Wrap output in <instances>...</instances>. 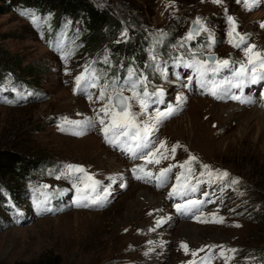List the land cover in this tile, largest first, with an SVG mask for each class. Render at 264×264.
Returning <instances> with one entry per match:
<instances>
[{"label":"rangeland","instance_id":"374dc122","mask_svg":"<svg viewBox=\"0 0 264 264\" xmlns=\"http://www.w3.org/2000/svg\"><path fill=\"white\" fill-rule=\"evenodd\" d=\"M135 1L147 9L144 0ZM149 1L155 11L154 15H145L149 32L162 37L175 34L179 44L172 46V51L183 53L181 43L199 17L209 31L200 32L192 43L208 37V45L211 34L215 43L202 48V52L221 60H244V53L229 43L231 16L237 32L264 53V0H257L251 10L237 0H222L220 4L212 0H181L185 6L175 0ZM42 30V26L36 28L34 22L15 13L0 15V66L6 69H1L0 78L17 88L0 89V150L31 158L33 170L46 167L38 178L24 173L19 181H10L5 187L4 207L7 200L13 199L21 211L10 213L4 209L0 213V264H32L48 256L57 257L61 264H188L209 251L215 258L211 261L205 256V262L224 264L216 255L219 248L210 249L209 245L236 249V253H227L234 257L228 264H264V132L259 133L264 121L248 115L255 108L264 113V82L245 86L243 95L252 97L253 102L242 104L201 94L195 85L194 90L184 87L192 71L181 66L175 74L167 72L166 78L156 71L151 74L154 82L149 83L150 90L162 89L165 104H174L177 95L185 96L186 101L156 134L168 147L181 145L175 159L147 168L155 173L193 155L198 158L194 167L199 173L201 164L229 173L227 180L208 185L211 193L207 200L214 202L205 203L196 219L177 212L174 205L182 202L179 198L169 199L174 176L162 188L154 182L137 180L132 169L144 161H133L111 150L98 128L79 136L60 130L63 118L82 121L93 117L94 109L101 104L89 101L85 94H74L75 77L86 65L61 59L44 39ZM129 35L130 32L122 38ZM71 43L69 37L68 48ZM17 62L23 69L32 66L34 78L16 68ZM229 76L228 69L221 73V77ZM90 91L95 100L98 90ZM232 92L240 94L238 89ZM233 109L234 115L228 116ZM65 164L83 165L108 188L110 194L101 208L77 207L67 202L52 215L37 211V205L51 209L53 191L67 193L72 189L69 179L56 178ZM232 178L239 182L230 184ZM206 188H200L193 198L202 199ZM40 191L42 198L32 200L31 195H39ZM146 192L152 201L142 196ZM215 192L219 193L214 196ZM77 195L80 198L81 194ZM221 217L223 222H217ZM162 218L164 223L157 226ZM193 229L199 232L195 234ZM182 242L188 245L187 254L181 248ZM201 248L205 250L198 251ZM192 251H197L195 257Z\"/></svg>","mask_w":264,"mask_h":264},{"label":"snow or ice","instance_id":"6c2138e0","mask_svg":"<svg viewBox=\"0 0 264 264\" xmlns=\"http://www.w3.org/2000/svg\"><path fill=\"white\" fill-rule=\"evenodd\" d=\"M212 2L220 4L222 0H212ZM256 2L257 0H237V3H243L249 10ZM228 21L231 25L228 31L229 43L244 53V60L239 62L221 60L211 53L205 55L203 52L188 49L190 59L185 61L183 57H177L174 63L192 71V75L187 77V83L183 85L189 90H192L195 85L201 90V94L211 95L218 100L231 99L242 104L252 103L250 97L243 95V89L247 85L264 82V53L258 51L255 45L250 44L245 36L237 32L236 21L233 17L229 16ZM261 27H264V23L261 24ZM202 31L208 32L209 30L204 27L201 18L198 17L193 21V28L184 38L181 47ZM122 35H126V33ZM209 41L207 47L210 48L215 43L211 34ZM57 48L63 50L59 43ZM69 54L65 53L63 58L67 59ZM152 61L151 66L154 71L166 78V65L157 63L155 55H153ZM105 63H108L107 58H105ZM225 69L229 70V77H221V73ZM149 83L148 78L142 72L138 73L132 68H129L127 75L121 79L120 77L108 78L106 73L97 72L90 65H86L84 71L75 77L73 92L74 94H85L89 101L100 103L101 106L94 109L93 117H87L82 121L63 118L62 124L59 126L60 130L71 131L72 134L79 136L86 131L98 128L106 144L119 150L133 161H144L143 164L132 169L137 180L154 182L157 188H162L167 186L174 176L175 183L172 184L169 199L179 198L182 202L174 205L177 212L199 219L203 205L213 201L194 199V194L201 191V184L225 181L228 179L229 173L221 172L218 169L213 170L209 165L201 164L202 171L197 177L194 175L193 165L198 163V158L193 155H189V158L182 163H169L167 167H161L155 173L147 168V165H160L164 161L175 159L176 151L181 145L177 143L168 147L166 141L159 140L156 133L159 131L160 125L180 111L186 101L185 96L177 95L174 104H165L163 90L155 88L149 91ZM90 89L98 90L95 100H93L94 93ZM232 89H238L240 94L233 93ZM160 105L165 106L161 108ZM174 169H178V171L174 172ZM205 176H207V180L203 179ZM61 177L69 179L77 193L81 194L76 201L77 207L103 206L110 194L108 188L103 187L102 182L96 180L94 175L90 174L83 165H63L56 178L60 179ZM109 179L114 181L115 178L110 177ZM238 182L237 178H232L229 181L230 184ZM203 195L207 197L209 193L205 192ZM81 200L85 202L81 203ZM36 207L38 212L52 210L41 208L40 205ZM217 222H223V218L221 217ZM156 223L157 226L164 223L163 218ZM207 247L210 249L219 248L220 251L216 255L224 260V264H228V261L234 258L228 256L227 253H236L237 251L236 249H225L224 246L209 245ZM181 248L185 250L186 254L189 252L186 243L182 242ZM204 250L201 248L198 251ZM191 255L195 257L197 251H192ZM213 258L215 257H208V259Z\"/></svg>","mask_w":264,"mask_h":264},{"label":"trees","instance_id":"16d2710c","mask_svg":"<svg viewBox=\"0 0 264 264\" xmlns=\"http://www.w3.org/2000/svg\"><path fill=\"white\" fill-rule=\"evenodd\" d=\"M144 1L147 3V9L135 0L104 4L98 0H0V15L15 13L34 22L36 28L42 26L41 34L44 39L49 41L50 48L63 60L65 53H70L67 59L77 61L78 65H90L97 72L106 73L108 78L122 79L127 75V70L132 68L138 73L142 72L149 82H152L151 74L155 71L151 66L153 61L150 56L155 55L157 63L167 66L173 56L179 57L171 50V47L179 42L175 40V34L162 37L149 32L150 27L146 24L145 15H154L155 11L151 6L152 1ZM175 1L179 2L180 6H185L181 0ZM128 32L131 35L123 39L122 34ZM69 37L72 39L70 47H67L64 53H59L57 44L65 43ZM202 42L203 39H196L195 43L191 42L190 47H196ZM204 45L207 46V43ZM184 49V55L190 56L189 46H184ZM105 58L108 63H105ZM16 65L19 70L26 71V77L34 78L35 69L32 66L28 65L23 69L21 62ZM1 69L5 68L0 66V73ZM10 83L8 80H1L0 89L4 90ZM30 159L14 151L0 150V213H4V209L15 213L13 206L20 208L13 199L7 200L4 207L5 187L10 181H19L24 173H30L33 179L45 173L46 167L33 170L34 163ZM31 198L37 199V196L32 195ZM32 264L61 262L57 257L48 256Z\"/></svg>","mask_w":264,"mask_h":264},{"label":"bare ground","instance_id":"6f19581e","mask_svg":"<svg viewBox=\"0 0 264 264\" xmlns=\"http://www.w3.org/2000/svg\"><path fill=\"white\" fill-rule=\"evenodd\" d=\"M194 90V89H193ZM251 98V100L253 101V98L252 97H250ZM206 109V108H205ZM260 109V108H259ZM259 109H253L252 111H250V112H248V115H250V116H253V117H256L258 120H262V121H264V113H263V111H261V110H259ZM233 111H235L234 109L233 110H231V112H230V110L228 111V116H230V117H232L234 114H232L233 113ZM208 113V112H207ZM207 118V117H206ZM228 118V117H227ZM231 121V120H230ZM262 126H263V128H262ZM261 127H259V133H263L264 132V125H262ZM256 127V126H255ZM250 130V129H249ZM250 132V131H249ZM256 138H257V136H256ZM262 139V138H261ZM213 195V194H212ZM142 196L144 197V198H146V199H148L149 201H152V198L153 197H151L150 196V194L148 193V192H146V193H144V194H142ZM218 201V200H217ZM214 202V201H213ZM157 206H158V204H157ZM161 208H163L164 209V203H163V205L161 206ZM204 210V209H203ZM160 211H161V213H163V216H165L166 215V213L165 212H163L161 209H160ZM199 231L198 230H194L193 229V233H198ZM188 236H190V235H188ZM196 237V236H195ZM139 243V242H138ZM159 255H160V253H159ZM158 257H161V255L160 256H158ZM154 262V261H153Z\"/></svg>","mask_w":264,"mask_h":264},{"label":"water","instance_id":"95a60500","mask_svg":"<svg viewBox=\"0 0 264 264\" xmlns=\"http://www.w3.org/2000/svg\"><path fill=\"white\" fill-rule=\"evenodd\" d=\"M215 56V55H214ZM216 57V56H215Z\"/></svg>","mask_w":264,"mask_h":264}]
</instances>
